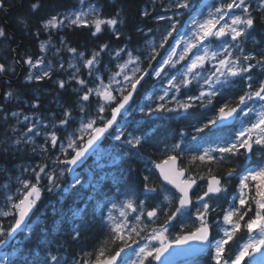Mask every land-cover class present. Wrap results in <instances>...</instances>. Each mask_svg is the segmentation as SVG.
Masks as SVG:
<instances>
[{
	"label": "snow or ice",
	"instance_id": "snow-or-ice-1",
	"mask_svg": "<svg viewBox=\"0 0 264 264\" xmlns=\"http://www.w3.org/2000/svg\"><path fill=\"white\" fill-rule=\"evenodd\" d=\"M81 3H83V0H81ZM39 7L38 2L31 5L33 11ZM173 7L177 10L173 15L157 17L160 21L168 20L170 24L166 32L161 35L159 44L152 43L150 45L151 50L148 55L150 70L142 69L139 56H134L131 51L120 49L115 51L113 58L123 59L121 53H124L127 60L122 64H117L119 71L114 72L107 83L98 74L95 75L93 83L95 80H99V84L96 87H88V82L76 75V73H79L80 68L69 64L70 68H75V73L71 74V79L80 85V89H76L81 93L79 100L89 102L90 97L93 95L98 98L97 116L92 119L86 118L81 122L78 130L80 135L72 134L68 137L67 146L65 147L63 144L60 146L64 158L57 157L54 163L66 166L81 164L86 154H89V150L95 151L93 146L97 145L101 137H104L105 133H108L109 129H113V125L118 123V117H121L122 113L126 112L127 115H132V112L128 111L129 106L134 103V97L139 94L138 90L144 88L150 80L161 85L166 84V86L160 89L155 97L161 103L154 102L151 105L141 107L139 111L142 115L191 113L197 108L214 105L215 117L209 119L202 127H197L195 129L197 133H203L206 128L210 129L212 126L229 124L241 120V117L245 118L241 120L242 127L234 133V139L223 144L203 148L200 154L191 157L190 163L219 164L227 157L245 155L247 158L249 155L264 152V79L255 80L252 75L253 70L257 67L264 70V53H261L258 58L255 55L245 53L243 47L255 23L251 0H220L218 4L206 6L209 9L207 16L203 15V9L196 10L189 21V29L178 40L175 39L173 33H178L177 26L180 25L179 10L192 9V0H174ZM3 8L4 2L0 0V9ZM254 10H264V0H257ZM262 19H264V14H262ZM65 21L68 22L67 25H65ZM117 23L118 20L115 18L102 19L98 9L92 7L88 12H74L72 15H65L62 19L54 15L43 24V27L48 30L61 26H91L95 29L91 34L96 36L97 33L101 32L102 25L115 29ZM5 35V30L0 28V37ZM116 38H120L118 33ZM170 38L175 42L169 43ZM214 44L216 46L211 48L210 45ZM108 48L109 45L104 44L91 58L83 60V66L89 70L90 76H93L96 72V65L100 63L98 59L100 53L105 52ZM40 49L42 52L46 50L45 43H41ZM160 49L164 50V55H161ZM67 51L83 59L84 54L77 53L76 48L67 47ZM57 52H59V49H57ZM152 61H155L154 65ZM252 61H255V63H252ZM25 63L31 67H37L44 63V58L41 57L35 62L29 58ZM209 64L211 67H206ZM177 65H181V67L177 68ZM130 66L132 67L130 68ZM60 68H64L62 63ZM173 69H175V73H173ZM5 71L4 65H0V73ZM51 74L52 69L48 67L39 76L33 77L30 75L28 79L42 80L45 77L50 78ZM237 78L243 84V87L240 89L241 94L233 97L235 103H233V100H226L223 103L216 104V98L223 95L224 89L235 85ZM57 83L61 89L66 87V82L63 80ZM155 83H153V87H155ZM194 83L198 86V94H191L190 86ZM182 89H189V92L182 93ZM180 95L185 96L186 99H178ZM11 96V92L7 93V97ZM147 99L152 101L153 96L149 95ZM172 103H175V107L168 106ZM33 107H37V105L34 104ZM85 107V104H81L80 111L85 112ZM106 110L110 111V117H105ZM12 115L16 116L17 114L13 113ZM70 116L71 112L65 109L64 118L59 122L60 125L68 124ZM24 119L27 121L28 117L25 116ZM98 120L103 121L99 126L97 125ZM34 127V125L29 126L27 131L29 133L34 132ZM43 128L47 129L48 125H43ZM85 133L87 134L86 140ZM40 134L39 130L34 132V135ZM180 135L183 136L184 133L181 132ZM114 139L130 146L131 149H138L142 145L143 137L131 134L125 136L124 125H120L119 133L114 135ZM192 139L196 140L197 137L193 136ZM57 141L58 137L55 131H52L48 134L45 143L50 142L51 146L55 148ZM15 143L19 144L21 140L17 139ZM40 148L42 152H48L49 150L43 145ZM69 149L71 152H69ZM33 150L35 151V148ZM183 151L181 144L175 143L171 146L167 157L160 163L155 164V168L159 170L163 181L175 190L171 195H165L164 201L171 206L173 200H175L178 206L175 207V211L171 215H168L167 222L161 229H153L149 234L150 239L145 237V239H149V243L139 247L138 251L134 250L136 259L128 261V264H152L153 261L156 264H171V261H168L167 258L162 259L165 257V253H168L174 245L185 246L191 243L203 246L196 249L197 251L214 252L211 255L213 264H243L246 257L249 258L252 264H264V166L249 169L240 178L239 196L234 198L238 201V206L233 203L228 209L224 210L222 219L225 227L220 229L223 233L220 239L210 238L212 224L209 223L208 216L210 211H215V208L210 206L209 201L213 196L227 191V182L228 178L232 176V170H228L226 175L220 178L211 175L207 181L206 190L203 191V194L197 195L196 202L199 206L196 209V220L198 224L194 227V230L189 231L187 234L178 235L171 241L168 239L166 236L168 225L175 219L177 213H182L183 210L193 205L190 193H193L194 187H198L197 176L186 174L188 169L178 163ZM213 153H220V155L217 157ZM46 169L47 165H38L37 168L32 169L35 182L21 180L23 190H18V199L14 201L13 197H8L10 210L0 212V215L5 218L13 216L14 222L7 229L0 225V249L8 248L9 240L14 238V234L18 230L22 231L27 227L26 221L29 219V214L33 212L37 202L41 199L42 189L39 187L41 180L46 179V190L53 192L55 188L59 187L57 181L60 177H63L65 171H73L72 167H67L61 169L59 175H57L55 170L46 171ZM210 172L211 168H209ZM148 179L149 177H144L145 181H148ZM199 179L203 180L204 176H199ZM77 185L82 186L79 177L75 178L72 187L76 188ZM144 188L149 192L157 191L155 187H149L147 183H145ZM177 193L178 195H176ZM112 207L115 209L117 205L113 204ZM125 209L138 212L134 217L137 225L145 216L143 204L134 205L131 199L120 206L119 214L123 218L122 220L116 221L109 214V220L112 222L110 231L113 234L111 240L112 242L119 241L121 246L115 255L107 257H105L104 249L101 248L93 264H117V257L120 256V253L124 252L126 248L132 247L129 243L133 238L132 234L135 233L136 236H140L141 232L144 231V228L138 230L136 226L131 227L129 230L128 213ZM160 210V206H156L147 211V219L155 222ZM249 213H252V215L249 216ZM144 227H147V225ZM38 230L43 232L45 229L39 227ZM56 230H59V225H57ZM73 231L75 237L80 235L78 229L74 228ZM241 231L248 234L247 241L239 247L238 251L226 256L225 253L230 251L227 246ZM28 233L29 236L34 235V230L29 228ZM152 241L156 243L152 244ZM257 254L260 257L258 260L255 259ZM50 261L51 264H62L60 258L55 255L50 256ZM0 264H14V262L7 253H3L0 254ZM43 264H49V261L45 260Z\"/></svg>",
	"mask_w": 264,
	"mask_h": 264
},
{
	"label": "trees",
	"instance_id": "trees-1",
	"mask_svg": "<svg viewBox=\"0 0 264 264\" xmlns=\"http://www.w3.org/2000/svg\"><path fill=\"white\" fill-rule=\"evenodd\" d=\"M100 8V17L102 19L118 20L115 29L102 25V30L93 36L91 33L95 30L94 27H65L49 36L43 27L45 21L52 16L63 12L73 11L78 8L80 0H3L4 8L0 9V28L5 30L6 35L0 37V65H4L6 71L18 73L19 67L14 60L16 55L17 60L24 65L25 60L40 59L43 52L40 49L41 43L46 40L63 42V46L74 47L77 53H83L84 58L88 59L100 50L104 44L109 45L105 52H101L99 56L100 63L96 65V72L93 76L89 75V70L82 66L77 76L86 82L88 87L94 85L93 79L95 73L101 74L106 79L111 73L117 71V64L121 60L113 58L115 51L120 49L131 50L138 55L142 60V68L150 70L148 55L149 47L146 45L148 38L155 34L156 31L166 26V21L154 20L158 14L157 0H92ZM201 0H192L193 8L199 4ZM39 3L40 7L33 11L31 5ZM253 4V16L255 23L253 29L250 30V35L244 44V51L247 54L255 55L259 58L261 53H264V19L262 14L264 10L255 11L257 0H251ZM192 9L187 11L191 12ZM147 13V15H145ZM151 30V31H149ZM120 38H116V34ZM8 45V49L4 48ZM65 47V49H67ZM15 48V51L13 49ZM161 55H164L163 49L159 50ZM112 53V54H110ZM63 56L67 57V52L55 53L51 57L45 56L46 61H52L54 67L51 77H45L42 80L32 81V83L22 84L16 94V103L0 102V210L3 208L2 198L4 197V186L10 182L12 177L22 173V165H36L38 162H45L46 159L39 158V155H34L32 145L25 143L16 144L17 139L21 140V128L24 129L22 123H19L13 111L20 110L22 114H32V117L39 116L44 121L47 116L54 118L57 121V130L62 127L60 113H64L65 109L71 112L68 118L69 123L64 128L70 130L74 127L76 119L79 115L84 114L95 115L98 107V98L91 96L89 102L79 100L80 85L76 84L75 80L70 79L71 73L69 70L63 71L62 68H56L57 59ZM159 59V57H157ZM153 65L155 61H152ZM255 63V61H252ZM7 73V72H6ZM253 78L255 80L264 79V70L259 67L253 70ZM146 79H148L146 77ZM66 82L64 89L59 88L58 81ZM193 85L190 87L191 94H196V88ZM243 84L237 82L235 85L223 90V95L216 98V104L233 100L234 96L241 94L240 89ZM152 90L151 80L145 84L144 88L138 90L139 94L135 97L132 108L134 111L129 117V121L124 125L125 136L131 134L142 136V145L138 149H131L130 146L123 144L121 141L114 142L107 138L104 145L112 146L111 153L104 159V165L90 163V169L81 175L82 186L77 185L76 188L70 186V180L67 177L64 180H59L60 185L53 192L46 190V179H42L40 184L44 191L38 201L37 210L34 214L32 223L34 226V235L24 238L25 233L20 235L21 241L9 249L14 248L15 254L10 259L14 264H43L45 260L51 264L50 256L55 255L60 258L62 264L68 260L73 261L83 254L86 258L90 256L95 259L97 252L86 253L84 249L103 248L105 255H108L120 248V242H112L109 226L106 224L105 208L112 202H117L124 199L126 196L132 197L135 202H138L142 197H145L149 202L148 208L152 206L154 199L160 200L158 187L162 185L159 180L153 164L164 160L171 146L175 143H180L184 150L181 154L180 165L188 169L187 174L197 176L198 188L192 195H200L203 187V181L206 177L215 175L224 177L228 170H232V176L227 182V192L219 197H213L209 203L215 211H210L208 216L209 222L212 223V231L216 235V225L222 222L224 210L228 209L237 201L234 199L230 202L231 194L239 192L238 185L240 181L239 173L247 167L246 156L227 157L219 164H196L190 163L191 157L194 154V145L200 143L213 142L219 139H229L238 128V122L228 128H206L203 133H197L195 129L202 127L209 119L215 117L214 105L200 107L193 110L191 113H154L151 116L142 115L139 111L140 106L151 105L141 102V98ZM182 89L183 92H189L187 89ZM32 91V108L24 105V100L29 101L30 92ZM182 97V96H181ZM140 103V105H139ZM159 103V102H158ZM233 103L235 101L233 100ZM37 107H33V105ZM81 104H85V112L80 111ZM139 105V106H138ZM173 107V104H169ZM50 114V115H48ZM105 117H109L110 111L106 110ZM99 121L97 124H102ZM15 129V131H13ZM184 135L181 136L180 133ZM115 134V130L111 136ZM197 139L193 141L192 137ZM49 150L45 152L50 156L55 154L56 149H52L51 144H46ZM127 153V154H125ZM264 161V152L252 155V167H260ZM40 164V163H39ZM209 168L211 172L209 173ZM34 181V175H29ZM149 177L148 181L144 177ZM199 176H204V179H199ZM145 183L149 187H155L157 191L154 194H145ZM251 184V182H250ZM163 186V185H162ZM164 187V186H163ZM4 188V189H3ZM170 193L174 191L167 189ZM247 191V190H246ZM151 200V201H150ZM156 202V201H155ZM176 201H173L168 210L163 214V219H158L152 226L144 228L141 233L148 234L153 226H160L167 222L168 215L175 210ZM254 207V206H253ZM252 213H249L251 216ZM12 218V217H10ZM14 218V217H13ZM180 215L178 217V221ZM247 219V218H246ZM162 222V223H161ZM219 222V223H217ZM0 225L5 229L11 226L8 218L0 215ZM59 225V230H56ZM39 227L45 230L40 232ZM78 229L80 235L75 237L73 229ZM245 231L237 234L236 238L227 246L230 251L225 255H231L238 251L240 243L246 236ZM75 237V238H74ZM135 237V236H133Z\"/></svg>",
	"mask_w": 264,
	"mask_h": 264
},
{
	"label": "rangeland",
	"instance_id": "rangeland-1",
	"mask_svg": "<svg viewBox=\"0 0 264 264\" xmlns=\"http://www.w3.org/2000/svg\"><path fill=\"white\" fill-rule=\"evenodd\" d=\"M159 5H158V14L155 18H153L154 20H158L157 17L158 16H161V15H164V16H171L173 15V13L175 11H177L174 7H173V3H174V0H157ZM220 2V0H201L199 2V4H196V6L193 8V10L191 12H187L189 10H179L180 12V15L178 16V19L180 20V25L177 26L178 28V33H173V36L175 37V39H180V36L183 35L188 29H189V21L191 20L192 16L195 14V11L198 10V9H203V15L204 16H207V13H208V7L206 6H211L213 4H218ZM92 7H95L96 9H98L99 11V15H100V8L99 6L96 5L95 1H92V0H83V3L80 2V5L78 6V8L76 10H73V11H69V12H66V13H63V14H60L58 15L61 19L65 16V15H72L74 12H79V11H84V12H88L90 8ZM166 21V26L164 28H161L160 30L156 31L154 35L150 36L146 42V45H148L149 49H150V45L152 43H155L156 45L159 44L160 40H161V35L163 33L166 32V30L169 28V24L170 22L168 20H165ZM67 21H65V25H67ZM65 27H68V26H61L59 28H56V29H48L46 30V33L50 36L51 33L52 34H55L57 33V31L59 30H62L63 28ZM175 41L173 39L170 38L169 40V43H174ZM42 43H45L46 45V50L43 52V58H44V63L37 66V67H31L29 65V73L32 74L33 77H36V76H39L40 74H42V72L44 70H46L48 67H51V69H53L54 65L52 63V61H46L45 60V56L47 57H51L52 55H54L55 53H61L63 50L67 52V57L64 58L63 56H60V58L57 59V69L60 67V64L62 63L64 65V68H62L63 71H67L69 70L71 74L75 73V68H70L69 67V64H73V65H76L77 67L81 68L83 66V60L85 59L84 56H83V59L81 58H78V56L70 53L67 51V49H65V47L63 46V42L60 40L59 42H55V41H50V40H46V41H43ZM219 42L217 41V44ZM216 45H210L211 48H214ZM167 47V45H166ZM57 49H59V52H57ZM151 50V49H150ZM125 51H131V50H125ZM195 51V50H194ZM132 52V51H131ZM150 52V51H149ZM164 52V50H163ZM134 56H138L136 55L134 52H132ZM165 54V53H164ZM123 59H121L118 63H123L125 60H127V56L124 54V53H121ZM141 60V58H140ZM36 60H34L33 62H35ZM132 66H130L131 68ZM141 67H142V60H141ZM181 65H177V68H180ZM206 67L210 68L211 65H206ZM143 69V68H142ZM117 71H119L118 67H117ZM173 73H175V69L172 70ZM116 72V71H115ZM114 73V72H113ZM111 73L109 76H107L106 79H104L101 74H98V73H95V75H99L101 79L104 80L105 83L108 82V79L109 77L113 74ZM78 73H76L77 75ZM94 75V76H95ZM71 79V77H70ZM119 79V77H118ZM32 80H36L35 78L32 79ZM153 83H155L154 81H151V86L153 85ZM99 84V80H95L94 82V85L91 86V87H96L97 85ZM196 88L195 90L197 91V94H198V86L195 85V83L193 84ZM192 85V86H193ZM165 85H161L159 83H155V87L152 86V90L145 94L142 98H141V102H144V103H149V104H153L154 102L155 103H161L160 101L156 100L155 97H156V94L160 91V89H162L163 87H165ZM190 86V87H192ZM187 90V89H186ZM114 94H117V93H114ZM149 95H152L153 96V100L152 101H149L147 99V97ZM94 97H96L95 95H93ZM182 96V97H181ZM178 99H186L185 96L183 95H180L178 96ZM173 104V107H175V103H172ZM140 105V103H139ZM138 105V106H139ZM144 105H141V107H143ZM258 107V106H257ZM136 110H134V108H132L130 110V112H134ZM50 115V114H48ZM60 116L61 118H64V113L62 115V113H60ZM97 116V110H96V114L95 115H84V114H81L79 115V117L76 119L75 121V125L72 129L70 130H65L64 128L66 127V125H63L64 127H62L60 130H57V126L59 124H57V121L50 117V116H47L48 118L45 119L46 121L43 120V118L39 117V116H35V117H30L27 121L26 120H19L20 123H25V128H21V133H20V137L27 141L26 143H28L29 145H32V148L34 149L35 148V151L33 150V153L34 155H39V158H44L46 159L45 162H38L36 165H32V163L28 164V165H22L21 167H23L22 169V173L20 174H17L15 177H12L10 182H8L4 188H5V191H4V197L2 198V204L4 205L3 208L0 210V212H3V211H9L10 210V202L8 201V197L11 196L13 197V200H17L18 199V190H23L22 189V185L20 183L21 180H30L32 181V177L29 176V175H34L33 174V171L32 169L34 168H37L38 165H47V169L46 171H50V170H55L56 174L59 175V171L61 169H64L63 168V164H57V163H54V161L57 159V157L63 159V156L61 154V145L63 144L65 147L67 146V143H68V137L72 134H75L76 136L80 135L79 133V128L81 126V122L84 120V119H92V118H95ZM129 115H127V113L123 116V118L121 119L117 129H116V132L115 134H118L119 133V130H120V125H125L128 121H129ZM37 121H39V123H37ZM99 122V120L97 121V123ZM35 126L34 127V132L36 130H39L41 132L40 135H34V132L32 133H29L27 131V128L29 126ZM43 125H48V128L47 129H44L43 128ZM243 126H246V125H243ZM242 127V126H241ZM52 131H55L57 137H58V141H57V146L55 148L51 147L52 149H56V152L55 154H53V156H50V154L48 153L49 156L47 155H44L46 154L45 152H42L41 151V148L40 146L43 145L44 147H47L45 141L46 139H48V134L51 133ZM87 137V134L85 133V138ZM21 139V141H22ZM234 139V137L226 140V141H230ZM111 141L112 143L114 142H119V141H116L114 139V135L112 136L111 138ZM226 141H219V142H215L213 144H209V145H206L204 146L203 148H207L209 146H215V145H218V144H223L225 143ZM50 144V142H49ZM111 147L109 146H103L99 149V151L95 154V157H94V162L92 163V165H95V164H102L104 165V159H107V157L110 155L111 153ZM202 148V149H203ZM202 151V150H201ZM69 152H71V150L69 149ZM214 156H219L220 153H213ZM40 163V164H39ZM90 168H87L85 169V171H89ZM38 170V169H37ZM247 172H245L243 175H245ZM67 177L66 176V172L65 174L63 175V177H60L58 179L59 180H64V178ZM79 177V175H75V176H72L70 177V184H73L75 178ZM69 180V179H68ZM33 183L35 182L32 181ZM47 184V181L45 182ZM60 186V185H59ZM39 187L42 189V193L44 191V188H42V184L39 185ZM3 188V189H4ZM42 195V194H41ZM165 195H171L169 193H165ZM239 195V194H238ZM128 199H125L124 201H117V202H114L112 204H110L108 207H107V220H108V223H109V226H111V221L109 220V214H111L116 221H120L122 220L123 218L120 217V206L125 202L127 201ZM115 204L117 205V207L114 209L112 207V205ZM135 205V204H134ZM237 206H238V203H237ZM125 211L128 213V216H127V221H128V224H129V230L131 229V227L133 226H136L139 230V228H142L144 227L145 225L142 226L141 222L139 225H137V222L135 221L134 217L138 214V212H131V210H128V209H125ZM146 212L145 211V215H146ZM2 216V215H1ZM4 217V216H2ZM10 217H13V216H9L7 218H10ZM147 217V216H146ZM5 218V217H4ZM145 218V217H144ZM144 218H142V222L146 221ZM34 226L35 224H31L27 230L25 231V237L24 238H27L29 237V233H28V229L31 228V229H34ZM225 227V226H224ZM154 229H161V228H154ZM152 232V230L148 233V235L146 237H149V234ZM169 231L166 233V236L168 237L169 235ZM150 239V237H149ZM149 239H143V242L140 244L139 247H142L144 246L145 244H148L149 243ZM248 239V237H247ZM247 239H245V241L243 243H245L247 241ZM21 241V238L18 239V241L16 242L19 243ZM152 244H155L156 242L155 241H152L151 242ZM242 243V244H243ZM138 248H136V251H138ZM3 253H7L9 258L13 257L14 254H15V251H14V248L11 249V250H8V251H1L0 250V254H3ZM259 254H257L256 258L255 259H259ZM136 259V254H135V251L125 260V262L123 264H128V261L130 260H135ZM79 264H83V263H79ZM252 264V263H251Z\"/></svg>",
	"mask_w": 264,
	"mask_h": 264
},
{
	"label": "flooded vegetation",
	"instance_id": "flooded-vegetation-1",
	"mask_svg": "<svg viewBox=\"0 0 264 264\" xmlns=\"http://www.w3.org/2000/svg\"><path fill=\"white\" fill-rule=\"evenodd\" d=\"M13 72V71H12ZM32 76L31 73H29L28 71H25L22 74V77L17 80L14 81L16 74L15 73H0V102L1 103H8V102H13L16 103L17 97L16 94L13 91H17L19 89V87L22 84H28V83H32V80H29L28 77ZM11 92L12 96L11 97H7V93ZM30 99L29 101H27L26 99L24 100V105L31 107L32 108V91L30 92ZM7 97V98H6ZM144 200H141V203ZM145 203V202H143ZM193 214L192 215H185L182 218L179 219V223L176 227L178 234H175V236L181 235L182 233H180L181 230H185V229H189V230H193L194 227L196 225L193 226H189L188 223L191 221H195L197 224V220H196V208L192 209ZM86 253H99L98 249H84L83 250ZM105 251V250H104ZM214 252H208L202 256H199L195 259L186 261V262H182L180 264H213L212 260H211V255H213ZM94 259H92V262H90V264H93ZM78 261L80 263L86 264L89 263V261L86 259L85 255L83 254L81 257L78 258ZM252 262H250L249 259L246 260V263L243 264H251Z\"/></svg>",
	"mask_w": 264,
	"mask_h": 264
},
{
	"label": "water",
	"instance_id": "water-1",
	"mask_svg": "<svg viewBox=\"0 0 264 264\" xmlns=\"http://www.w3.org/2000/svg\"><path fill=\"white\" fill-rule=\"evenodd\" d=\"M19 76H20V73H19ZM130 106H129V108H130ZM125 113H122V115H124ZM122 115H121V117H122ZM121 117H118V123H119ZM233 122H231L229 124H223V125H230ZM118 123L116 125H113V129L118 125ZM113 129H109V132L108 133H105V136L104 137H101L100 141L97 142V145H94L93 146L94 149H95V151H93L91 149L89 150V154H86V157H85V159L83 160V162L81 164H79L78 166H69V167H72L73 168V171L72 172H68V175L69 176L73 175L78 169H80L81 167H83L90 160V158L99 149L100 145L105 141L106 137L111 133V131ZM178 163H179V161H178ZM156 171L158 172L159 177H160L159 170L156 169ZM161 180L163 181L162 178H161ZM163 182L165 183V185H167L165 181H163ZM167 186L171 188L170 185H167ZM190 195H191V193H190ZM190 208H191V206L188 209H186V210H189ZM35 209H36V207L33 209V212L29 214V219L26 221V224L27 225H28V223H29V221H30V219L32 217V214L34 213ZM171 222H173V220ZM20 232H22V231H19L18 230L14 234V238H11L9 240V244L16 238V236ZM202 247H203L202 245H199L197 243H191V244L185 245V246H176V245H174L172 248L169 249V252L168 253H165V257H163L162 259L167 258L168 261H171V264H178V262H180V261H183V260H186V259H190V258L196 257V256H198V255L206 252V251H197L196 250V249H199V248H202ZM131 249H132V247L126 248L124 252L120 253V256L117 257V264L120 262V260L122 258H124L131 251ZM155 264H156V262H155Z\"/></svg>",
	"mask_w": 264,
	"mask_h": 264
},
{
	"label": "bare ground",
	"instance_id": "bare-ground-1",
	"mask_svg": "<svg viewBox=\"0 0 264 264\" xmlns=\"http://www.w3.org/2000/svg\"><path fill=\"white\" fill-rule=\"evenodd\" d=\"M14 58L17 60V57L16 56H14ZM22 63H20V65H21Z\"/></svg>",
	"mask_w": 264,
	"mask_h": 264
}]
</instances>
